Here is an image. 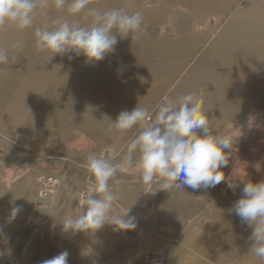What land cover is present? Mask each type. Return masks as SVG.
Listing matches in <instances>:
<instances>
[{"label": "rangeland", "instance_id": "374dc122", "mask_svg": "<svg viewBox=\"0 0 264 264\" xmlns=\"http://www.w3.org/2000/svg\"><path fill=\"white\" fill-rule=\"evenodd\" d=\"M89 7L141 11L139 35L118 37L114 53L89 63L83 55L37 54L33 29L0 33V47L21 43L0 71V264H41L64 251L67 264H158L165 255V264H264L249 253L251 229L229 214L240 180L264 181V0H92ZM65 15L50 10L48 22ZM68 18L82 26L91 19ZM191 92L201 110L211 108V130L238 137L220 170L239 187L189 189L181 203L174 192L143 193L134 172L118 173L113 214L131 209L137 227L65 232L62 222L84 210L81 194H94L84 161L118 162L138 132H110L118 114L138 106L154 115L165 98Z\"/></svg>", "mask_w": 264, "mask_h": 264}, {"label": "clouds", "instance_id": "9594fccd", "mask_svg": "<svg viewBox=\"0 0 264 264\" xmlns=\"http://www.w3.org/2000/svg\"><path fill=\"white\" fill-rule=\"evenodd\" d=\"M91 3L92 0H0V33H23L33 29L37 54L67 56L69 60L83 55L86 62H100L115 52L118 37L130 35L133 39L139 35L143 15L139 10L130 13L119 8L101 12L89 7ZM53 9L66 12V15L49 23ZM81 14L84 19L91 18L87 26H82L80 19L68 18ZM20 47L19 41L13 42L10 48L0 47V71L15 59ZM210 109L201 110L199 96L191 92L165 98L154 115L138 106L131 111H121L109 131L121 136L134 128L138 132L118 162L103 155H89L84 161L83 166L94 180V194L86 199L81 194L84 210L81 212L78 208L74 216L65 219L63 230L95 231L106 224L113 226L114 231H130L137 227L131 209L113 214L118 194L111 184H120L118 173L134 172L143 186V193L174 192L181 203L190 198L186 195L189 189L214 188L222 182L232 190L239 187L220 170L228 166L238 137L211 130ZM251 126L252 118L249 117L247 127ZM244 127L242 124L236 129L240 131ZM240 183L243 184L241 198L234 202L229 214H235L242 226L251 229L249 253L264 260V181L253 183L243 179ZM20 211L19 206L13 207L9 219H14ZM202 230L203 226H199L197 232ZM68 255L64 251L41 264H67Z\"/></svg>", "mask_w": 264, "mask_h": 264}, {"label": "built area", "instance_id": "2783aa9c", "mask_svg": "<svg viewBox=\"0 0 264 264\" xmlns=\"http://www.w3.org/2000/svg\"><path fill=\"white\" fill-rule=\"evenodd\" d=\"M166 256V255H165ZM161 257V259L158 261V264H165L167 261V256L166 257ZM166 261V262H165Z\"/></svg>", "mask_w": 264, "mask_h": 264}]
</instances>
